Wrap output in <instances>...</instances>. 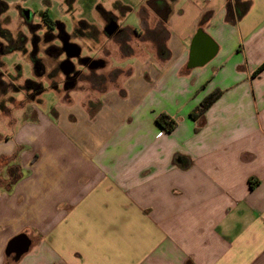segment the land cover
Segmentation results:
<instances>
[{
  "label": "crops",
  "instance_id": "crops-1",
  "mask_svg": "<svg viewBox=\"0 0 264 264\" xmlns=\"http://www.w3.org/2000/svg\"><path fill=\"white\" fill-rule=\"evenodd\" d=\"M152 1L98 101L1 113L0 264H264V0Z\"/></svg>",
  "mask_w": 264,
  "mask_h": 264
},
{
  "label": "rangeland",
  "instance_id": "rangeland-1",
  "mask_svg": "<svg viewBox=\"0 0 264 264\" xmlns=\"http://www.w3.org/2000/svg\"><path fill=\"white\" fill-rule=\"evenodd\" d=\"M73 2L72 5H68L65 0L0 2V115L2 112L8 115L12 111L19 115L17 109L29 108L42 101L41 111H53L59 103L65 104L56 92L66 98V101L75 99L76 93H82L86 99L98 101L100 92L119 84L122 71L115 68L128 64L124 57L132 54L133 49L128 45L124 46L121 41L107 37L104 32L107 18L103 13H112L121 27L140 29L145 20L143 9L147 0ZM128 7L131 11H127ZM23 9H28L31 17H27ZM44 11L52 12L53 21L58 23L57 27L41 19ZM150 16V22L154 26L155 15L151 13ZM77 27L81 34L73 32ZM132 30L129 31L132 34L130 40L139 45ZM67 36L70 37V42L82 48L81 57L106 62L105 68L91 72L78 63L77 59H73L72 63L82 71V75L77 86L68 91L63 89L65 76L60 70V65L67 59L63 52ZM79 97L82 98L80 95ZM79 97L68 107L73 110L79 108Z\"/></svg>",
  "mask_w": 264,
  "mask_h": 264
},
{
  "label": "water",
  "instance_id": "water-1",
  "mask_svg": "<svg viewBox=\"0 0 264 264\" xmlns=\"http://www.w3.org/2000/svg\"><path fill=\"white\" fill-rule=\"evenodd\" d=\"M118 24L116 22H111L105 27V33L107 36H113V34L116 32L118 29ZM202 36V32H199L198 35L196 36V40L199 39V37ZM63 52H65L67 60L64 61L61 65L62 71L69 77L70 71L67 70L68 65H70V61L72 59H77L81 58V53H82V48L78 46L75 43L70 42L69 37L67 36L64 39V49ZM213 53H208V58L212 57ZM82 60V65L86 66L89 70H98V69H103L106 67V62L104 60H92L90 58H81ZM72 70V69H71ZM75 79L72 81L66 83L65 85V90H71L75 87ZM31 240L25 236L21 235L16 237L12 242H10L6 254L7 255H12L15 253V256L17 259H20L24 254H26L31 247Z\"/></svg>",
  "mask_w": 264,
  "mask_h": 264
},
{
  "label": "flooded vegetation",
  "instance_id": "flooded-vegetation-1",
  "mask_svg": "<svg viewBox=\"0 0 264 264\" xmlns=\"http://www.w3.org/2000/svg\"><path fill=\"white\" fill-rule=\"evenodd\" d=\"M66 3H72L73 0H65ZM70 5V4H68ZM24 10V9H23ZM160 12H163V14L166 16L169 12V6L168 7H164V9H160L158 10ZM157 11V12H158ZM48 11H44L43 13H41V19L47 23L44 19V16L46 15ZM24 13L27 17H31V12L27 9V10H24ZM106 14V18H107V25L111 22H116L118 24V29L116 30V32L113 34V36H107L109 39H115V40H118V41H121L122 44L125 46L127 45L128 41L132 38V34L129 33V31L132 29V28H128V27H121L119 22H118V19L115 18L114 15H112V13H107V12H104L103 15ZM52 17V16H51ZM104 17V16H103ZM53 25L55 27H57L58 23L53 21ZM106 25V26H107ZM105 26V27H106ZM76 35L77 34H81V31H80V28L77 27V28H74V31H73ZM104 32H105V29H104ZM133 32V36H135V39L138 40V41H142L144 37H146L147 39L150 38L152 41H158L159 39H161L162 37L159 35V32L155 29V27L153 28V30L151 29H147V30H138V29H133L132 30ZM106 34V33H105ZM107 35V34H106ZM69 37V36H68ZM66 38V37H65ZM69 40H70V37H69ZM114 40V41H115ZM73 43V42H72ZM125 51V50H123ZM64 55L66 57V54L64 52ZM83 58V57H81ZM81 58H77V61L78 63H80L82 65V60ZM88 58V57H87ZM67 60V59H66ZM65 60V61H66ZM73 60V59H72ZM70 61V65L66 66L67 67V70L70 71V76L68 77L61 69V65H60V70L62 72V74L65 76V82L63 84V89L65 90V85L66 83L72 81L73 79H75V87L77 86V83L79 81V79L81 78V75H82V71L80 69H77L76 66H74V64L72 63L73 61ZM100 60V59H99ZM102 60V59H101ZM64 62V61H63ZM62 62V63H63ZM83 66V65H82ZM86 67V66H84ZM87 68V67H86ZM72 69V70H71ZM91 71V70H90ZM93 71H96V70H93ZM92 72V71H91ZM74 87V88H75ZM73 88V89H74ZM56 89H58V87H56ZM72 90V89H71ZM68 91V90H66Z\"/></svg>",
  "mask_w": 264,
  "mask_h": 264
},
{
  "label": "trees",
  "instance_id": "trees-1",
  "mask_svg": "<svg viewBox=\"0 0 264 264\" xmlns=\"http://www.w3.org/2000/svg\"><path fill=\"white\" fill-rule=\"evenodd\" d=\"M152 3H157V5L154 4L156 8L158 7L157 10L164 9V7H168V5L162 0H153ZM44 18L46 22H49L51 24L54 23L49 12L46 13ZM263 70H264V63L254 73V76L258 75ZM220 95L221 93L217 92L206 98L204 102L200 105V107L195 111L196 113L194 112L193 114H191V117L195 119L197 116L203 114L220 97ZM156 121L157 124L168 133L174 131L177 126V122L166 114L159 115ZM250 185L252 187L254 184L250 182Z\"/></svg>",
  "mask_w": 264,
  "mask_h": 264
}]
</instances>
